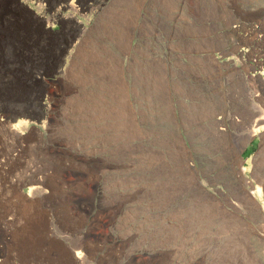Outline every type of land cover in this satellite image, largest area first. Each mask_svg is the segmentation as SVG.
Masks as SVG:
<instances>
[{
	"label": "rangeland",
	"instance_id": "rangeland-1",
	"mask_svg": "<svg viewBox=\"0 0 264 264\" xmlns=\"http://www.w3.org/2000/svg\"><path fill=\"white\" fill-rule=\"evenodd\" d=\"M69 1L0 0V113L52 109L45 134H24L40 172L19 175L58 186L48 194L62 215L115 209L105 231L124 241L112 249L122 258L264 264V190L243 186L264 179V136H246L264 115V78L248 76L254 59L216 61L244 43L262 49L248 30L264 38V0H77L89 5L79 11ZM7 192L0 212L28 217L30 202Z\"/></svg>",
	"mask_w": 264,
	"mask_h": 264
},
{
	"label": "bare ground",
	"instance_id": "bare-ground-1",
	"mask_svg": "<svg viewBox=\"0 0 264 264\" xmlns=\"http://www.w3.org/2000/svg\"><path fill=\"white\" fill-rule=\"evenodd\" d=\"M39 1L41 0H34V3L38 4ZM16 2L20 6H27L26 0H22L21 2L20 0H16ZM40 4L41 3H39V5ZM81 5L82 4H79L77 0H71L62 7L63 9H67L69 11H79L80 9H86L89 6H82V8H79ZM259 28L257 26H253L248 30V33L257 38L262 49H256L254 46L245 44L243 42L244 44L240 43L242 46L237 44L238 46H235L231 51L220 52L216 57L217 63L226 64L229 68L232 67L233 69L238 67L240 63L245 62L246 59H254V65L252 66L251 71L248 73V76L250 79L263 80L264 38L263 36L259 37L258 31L261 30ZM238 29L239 28L236 30ZM244 37L241 39H244ZM251 38L253 39V37ZM213 61H215L214 57ZM259 91L260 93L258 92L259 94L256 96V99L264 103V88ZM51 110L52 109H50L49 104L44 107V111L46 113L45 119H42V117L35 118L34 116H29L21 112L13 116L0 113V145L2 146L3 143L7 144L10 139L16 140L15 144L10 145L12 147H9V150L4 151L5 149L3 150L1 149L3 147H0V200L7 199L9 197L7 190L12 189L17 193L20 199H24V202L29 201V204L32 205L30 206V210H33H31L33 213L31 212L28 217H26V215L24 216L26 218H20L17 214L12 213L9 209L4 210L5 207L2 208L3 210L0 212V264H105L107 257H109L114 264H147L151 262V256L147 253H144L145 251H129L130 253H126L125 257L123 258L113 253L112 249H115L114 251L116 252V250L119 251L120 249L122 250V247L124 248V241L121 238L113 237L107 231H105V227L111 224L113 221L114 215L116 213L115 209L107 207L95 209L96 212L94 214H90L91 216L89 218L84 219H81V217L75 219L74 217L76 216H69V213V215H62L58 210L60 209L58 202V205H55L53 202L54 196L48 194L50 190L53 192L57 190L58 186L54 187L50 185L47 182L48 180H46V176L43 177L39 175L38 177L33 178V181H28L27 178L24 179L22 177L23 174H21L20 171V173L17 172L19 169L25 168L26 172H32L34 176H36V173L40 170L36 162L34 163L30 161L33 157L31 158L30 156L31 159L28 160V157L26 158L24 156L26 148L29 149V147L32 146V144L29 146L30 139L28 140V137L24 134H26V131L28 130H36L41 134H43V131L46 129L48 131V128L51 126ZM256 113L255 116L257 117L254 119L255 123H253V128L248 130L246 133V136L249 138L254 135H259L261 137L264 136V115L259 114L261 112L257 113V115ZM18 115H23L25 117L18 118ZM191 166L194 170L195 166L192 164L188 165L189 168H192ZM237 174L238 176L243 177L241 175L240 168H238ZM253 174L255 175L256 179L250 182L246 181L245 185L243 186L246 187L244 188L247 189L248 192H246V190L244 191L250 194V191H254L261 195L262 190H264V179L261 180V177H259L257 173ZM24 186L28 189L27 194L20 191L21 187ZM9 199L10 198L7 200ZM77 209H79L77 206L71 207L73 213H76L75 210ZM81 210L82 207H80V211ZM7 247L10 251L7 249ZM127 261L130 263H127Z\"/></svg>",
	"mask_w": 264,
	"mask_h": 264
}]
</instances>
